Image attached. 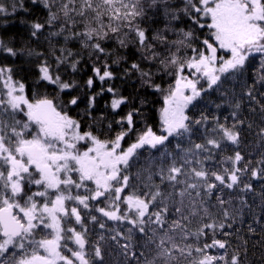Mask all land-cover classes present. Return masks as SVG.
Listing matches in <instances>:
<instances>
[{"label": "snow or ice", "instance_id": "1", "mask_svg": "<svg viewBox=\"0 0 264 264\" xmlns=\"http://www.w3.org/2000/svg\"><path fill=\"white\" fill-rule=\"evenodd\" d=\"M29 3L47 10L43 23L22 21L30 38L46 28L58 29L48 37L62 36L65 44L77 41L93 60L86 85L91 89L96 78L102 87L88 97L86 116L91 117L97 96L105 91L112 96L113 112L128 103L117 89L103 87L116 78L112 65L119 67L128 58L107 49L110 42L133 50L139 62L124 74L138 73L141 86L159 93L163 106L159 132L146 122L147 101L141 100L142 107L115 121L120 131L101 138L91 126L82 131L81 120L66 110L78 107L80 97L60 98L76 84L63 80L59 68L67 65L77 72L80 53L61 47L55 71L46 60L37 65L35 83L58 89L51 97L33 92L30 98L13 68L0 66V264H109L110 248L125 264H245L241 252L247 254L248 241L237 236L242 244L229 254L230 242L219 237L231 236L228 229L237 217L246 207L251 211L238 193L253 191L251 179L264 180V154L259 168L241 164L245 120L238 115L247 98L260 105L264 116V103L257 99L264 97V0ZM17 10L30 11L25 0L8 5L0 0V17ZM186 23L190 26H180ZM198 30H206L203 38ZM22 51L0 39V53L17 57ZM27 54L43 55L31 49ZM257 54L259 69L248 83L245 73ZM101 57H112L111 63L104 59L103 71L96 65ZM165 76L171 77L166 88L156 82ZM201 80L206 87H197ZM237 87L241 92L233 103ZM209 91L220 92L233 109L223 122L203 111L198 118L189 114ZM136 116L145 117L142 131L136 130ZM133 133L136 139L124 148ZM258 135L264 146V127ZM225 151L232 155L222 157ZM249 232L255 229L249 226Z\"/></svg>", "mask_w": 264, "mask_h": 264}, {"label": "trees", "instance_id": "2", "mask_svg": "<svg viewBox=\"0 0 264 264\" xmlns=\"http://www.w3.org/2000/svg\"><path fill=\"white\" fill-rule=\"evenodd\" d=\"M3 2L8 5L10 0H3ZM25 3L30 9L29 12L17 10V12L11 16L0 17V39H4L10 44V46H13L18 50H23L17 57H10L4 53H0V66L8 65L13 68L14 77L23 80L27 85L26 91L30 98H32L33 92L40 96L48 95L49 97L56 94L58 89L47 84V82H41L40 84L35 83L38 78L37 65L46 60L55 71L56 56L60 55L59 49L61 47H67L71 49L73 53H80L82 58L78 65L79 70L77 72H72L67 65L60 66L59 74L62 79L69 82L74 81L76 84V87L61 93L60 98L66 102L71 99L72 96L80 97L81 102L78 107L73 106L66 110L69 115L81 120L82 131H88L89 126H91L93 133L101 136V138L114 136L116 132L120 131V126L117 125L115 121L119 120L120 117L125 116L131 109L142 107L140 101L146 100L147 103L143 105V112L147 117L146 122L152 126L154 131L159 132V109L163 106L161 95L157 92H153L151 89L142 87L138 73L125 75L123 71L125 68L129 67L132 62H139L138 57L132 55V49H119L114 42L105 45L107 49L113 51L114 55H127L128 58L126 61L122 62L119 67L112 65V71L116 78L105 81L103 87L106 89L111 86L117 89L119 95L128 98V103L121 105L116 112H113L110 107L112 96L105 91L102 96H97L96 106L92 109L91 117L86 116L84 110L87 107L88 97L98 93L102 87L101 83L96 78H94V85L91 89L86 85L87 79L90 76H93V60L88 58L87 50L82 49L77 41H69L65 44L62 36L48 37L49 31H55L58 29L46 28L37 38H30L29 26L22 21L31 22L33 20H38L43 23L47 18V10L39 5H31L29 0H25ZM9 10L11 11V9ZM159 26L163 27V24H160ZM180 26L188 27L190 26V23L182 24ZM205 33L206 30L197 31V35L201 38H203ZM169 38L175 39L176 37L169 34ZM29 49L33 50L35 53H42L43 55L29 56L27 54ZM104 59H108L109 63H111L112 57H101L100 60L96 61V65L101 67V71H103ZM258 69L259 55L257 54L254 59L250 58L248 71L245 73V80L248 83H251L252 80L255 79V74ZM152 70L155 71V68ZM170 81L171 77L167 76H165L163 80H156L157 83H161L165 88ZM201 85L202 84H200V86ZM204 86L206 87L205 84ZM227 87L230 88L231 86L229 85ZM235 91L237 96L233 99V103H235V99L239 98L241 89L237 87ZM257 99L264 103V97L258 95ZM217 104H221V108L217 109ZM253 108L255 109V112L252 111ZM232 110L233 109L227 102V98L222 97L220 92L209 91L207 94H202V99L196 102V107L191 108L189 114L198 118L201 111H203L210 118L213 115H218L223 122L224 117H230ZM238 115L241 119L245 120L240 144V151L244 156V161H242L241 164L250 162L251 168H259L261 165L257 162L262 159V154H264V146H262L261 139L258 135L260 128L264 127V116L261 115L260 105L255 102H249L247 98H245L243 102H241V108ZM134 120L136 122V130L142 131L144 129L145 117L136 116L134 117ZM110 122L112 123L111 132L108 131V124ZM228 123H232L231 118H229ZM249 123L252 124L250 129L247 127ZM135 139V133L126 137L123 141V147L127 148ZM174 144L175 141H173V145ZM227 155H232V152L225 151L221 154L222 157ZM243 179L245 182H249L248 176H245ZM250 182L253 184V191L238 193V195L243 196L251 211L246 207L242 216H238L233 223L232 229H228V231L233 234L229 237L219 238L227 239L230 242L228 247L229 254L236 250L238 245L242 244V240L237 239V236L247 240V254L244 255V253L241 252L245 264H264V199H262V194H264V180L251 179ZM213 203H215V200H213ZM236 204L238 206V201H236ZM213 211L215 212L216 209H213ZM108 224L110 227H116L114 222H108ZM249 226L255 229V233L249 232ZM89 227H91V225H89ZM194 227L195 225H193V228ZM97 231H99L98 226ZM90 238L95 240L96 234L91 233ZM114 247L115 246L113 245L112 248ZM108 251L110 254L105 258L109 261V264H125L124 258L119 256L116 251H112L111 248ZM222 251L223 250H220V252ZM213 254L218 253L213 250Z\"/></svg>", "mask_w": 264, "mask_h": 264}, {"label": "rangeland", "instance_id": "3", "mask_svg": "<svg viewBox=\"0 0 264 264\" xmlns=\"http://www.w3.org/2000/svg\"><path fill=\"white\" fill-rule=\"evenodd\" d=\"M226 55V54H225ZM187 74V73H186ZM200 84H202L204 86L205 82L203 80H201ZM200 84L197 85V87H200Z\"/></svg>", "mask_w": 264, "mask_h": 264}, {"label": "flooded vegetation", "instance_id": "4", "mask_svg": "<svg viewBox=\"0 0 264 264\" xmlns=\"http://www.w3.org/2000/svg\"><path fill=\"white\" fill-rule=\"evenodd\" d=\"M109 222H111V221H109Z\"/></svg>", "mask_w": 264, "mask_h": 264}, {"label": "bare ground", "instance_id": "5", "mask_svg": "<svg viewBox=\"0 0 264 264\" xmlns=\"http://www.w3.org/2000/svg\"><path fill=\"white\" fill-rule=\"evenodd\" d=\"M243 102V101H242Z\"/></svg>", "mask_w": 264, "mask_h": 264}]
</instances>
